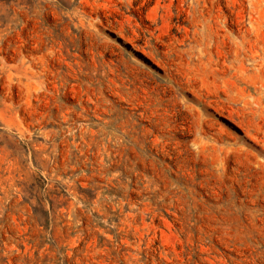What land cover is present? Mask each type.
Masks as SVG:
<instances>
[{
	"label": "rangeland",
	"instance_id": "obj_1",
	"mask_svg": "<svg viewBox=\"0 0 264 264\" xmlns=\"http://www.w3.org/2000/svg\"><path fill=\"white\" fill-rule=\"evenodd\" d=\"M0 264H264V0H0Z\"/></svg>",
	"mask_w": 264,
	"mask_h": 264
},
{
	"label": "trees",
	"instance_id": "obj_2",
	"mask_svg": "<svg viewBox=\"0 0 264 264\" xmlns=\"http://www.w3.org/2000/svg\"><path fill=\"white\" fill-rule=\"evenodd\" d=\"M46 215H47V217H48V214H45V216H46ZM44 245H45V244H42V245L40 246V248L44 247Z\"/></svg>",
	"mask_w": 264,
	"mask_h": 264
}]
</instances>
